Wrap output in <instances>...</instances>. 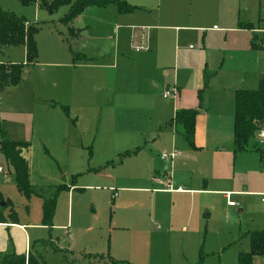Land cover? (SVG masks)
<instances>
[{
  "label": "crops",
  "instance_id": "crops-1",
  "mask_svg": "<svg viewBox=\"0 0 264 264\" xmlns=\"http://www.w3.org/2000/svg\"><path fill=\"white\" fill-rule=\"evenodd\" d=\"M125 1L137 10L121 14L114 4H110L106 8H88L74 20L73 27L79 33L68 44L75 47L76 54L84 57L76 63L71 62L73 56L61 43L63 37L60 34L64 31L55 27L48 33L47 39H52L57 47L55 50L46 48L44 55L61 60L56 63L45 60L40 64L38 61L24 70L20 83L29 85L30 99L26 103L40 113V119L33 122V129L76 128L80 134H95L89 143L85 144L81 139V145L92 142V148L102 133V136L112 137L106 140L109 145H121L124 149L118 157L139 149L122 162L147 150L145 171L140 172L137 179L143 180V175L149 172L152 181L165 186L164 189H154L158 194L192 196L196 192L208 193L212 182L213 187L219 188L217 192L226 204L228 194L231 201L233 196L261 198L264 194V168L259 155L255 152V155L234 157L232 152L228 155L227 150L234 142L236 91L257 89L264 75V35L257 32L264 29L263 1L257 0L256 8L245 0H237L238 4L234 0H195L189 3L187 0H159L154 6ZM23 8L44 10L39 8L38 3ZM48 16L53 20L55 15ZM241 24L249 28H242ZM65 32L68 34L67 29ZM192 43L196 44V48ZM23 63H26V51ZM41 73L44 74L42 80L32 79L33 74L40 76ZM169 88L176 91L165 98L164 93ZM5 91L0 89L2 93ZM64 107L68 108L67 112ZM187 109L199 111L195 123L196 148L189 145L178 128L168 126L176 113ZM23 126L27 129L25 124ZM0 128L9 140L28 143L12 138L1 122ZM29 144L23 155L29 162L32 183L49 188L71 185L74 176L68 179L63 172L58 184H39L44 178H34L33 146ZM158 153H176L177 156L171 161H163ZM111 155L110 151L101 161ZM114 159L105 161L112 163ZM164 162L173 165L174 172L166 168V173H161ZM98 163L81 173L93 176L89 179L91 181L112 185L108 190L114 200L118 197L117 187L121 183L112 173L110 165ZM191 163L196 166L195 174H184L187 181L181 182L182 185L176 184L179 181L176 179L178 169ZM191 183L204 185L189 188ZM82 187L87 189L92 186ZM78 189L81 188L75 183L63 192H68V196L73 198ZM69 208L70 217L72 204ZM240 210L243 212V208H239L238 212ZM121 214L125 216L119 219V216L113 217L108 233L124 231L128 240L124 242L125 246L132 238L130 232L147 237L148 231L145 230L155 219L153 212L144 215V219L132 212ZM12 225L23 229L22 226ZM252 230L264 231L259 226ZM119 238L117 234L115 240ZM49 240L54 252H68L51 238ZM109 248L107 246L106 254L114 260L121 263L127 261L126 256L116 253L113 248L111 255ZM29 250L27 246L25 254ZM80 253L84 258L89 254L103 255L97 252ZM85 259L98 264L96 259Z\"/></svg>",
  "mask_w": 264,
  "mask_h": 264
},
{
  "label": "rangeland",
  "instance_id": "rangeland-1",
  "mask_svg": "<svg viewBox=\"0 0 264 264\" xmlns=\"http://www.w3.org/2000/svg\"><path fill=\"white\" fill-rule=\"evenodd\" d=\"M132 1L154 6L159 0ZM187 1L189 3L195 0ZM220 1L224 2V0ZM245 1L247 3L250 1L249 3L256 8L257 0ZM261 1L264 3V0ZM234 2L238 4L237 0ZM0 9L18 16L24 14V17L31 20L33 24L41 26L36 38L39 64L45 60L53 63L61 60L59 57L50 58L44 55L46 48L55 50L57 47L52 39H49L51 42L47 39L48 33L55 27L64 31L60 34L63 37L60 39L70 55L72 50H75V47H70L68 44L70 37L66 34L64 26L56 23L67 12V7H62L53 20L48 18L44 10L24 9L20 0H0ZM73 29L76 33L79 32ZM192 46L196 48L195 43H192ZM23 61H25L24 46L0 48V62L19 64ZM48 70L50 71V68ZM42 75L44 74L41 73L40 76L33 74L32 79L37 78L40 81ZM72 84L75 83L72 82ZM5 90L3 93L0 92V122L12 138H19L33 146L34 178L39 180L41 176L44 182L40 180L39 184L55 185L60 182V173L63 172L68 179L74 176L77 187L81 189L75 190L73 198L72 195L68 196V192L61 193L50 230L43 224L42 201L33 197L28 202L18 192L13 169L0 156V166L3 169L0 173V193L4 199L0 201V214L7 222L6 225L0 224V257L6 254H25L27 246L31 247L35 241L51 238L68 252H54L48 246H37V250L45 255L48 264H93V261L82 257L80 252H97L106 255L107 246H110L111 255L113 248L116 253L126 256L127 261H123V264H238V254L250 251L249 232L256 226L264 230V221H262L264 204L260 197L233 196L232 201L237 202L239 207H229L217 192L219 188L213 187L212 182L209 184L208 193L196 192L192 196L158 194L154 189H164L165 186L157 185L155 181H152L149 172L143 175V180L137 179L140 172L145 171L147 150L118 163L117 155L124 152V149L121 145L113 146L112 143L109 145V141L106 140L112 137L102 136L101 133L92 148V142L89 145H81V139L85 144L89 143L95 134L88 132L80 134L76 128L33 129V122L40 119V113L26 103L30 99L29 85L19 84L17 87L12 86ZM24 124L27 129L24 128ZM130 128H136V126ZM255 140L252 138L246 149L240 152L235 151L232 141L227 154L232 152L234 157L255 155L253 148ZM104 141L107 143L105 146H103ZM110 151L111 157L105 160L110 161L117 156L113 166L111 162L101 161ZM94 153H98L95 159ZM98 162L110 165L112 173L121 183L120 187H117L118 197L114 200L108 190L112 185L101 181H91L89 179L93 176H85L81 173L89 167L96 166ZM162 164L161 173H166V168L174 172L173 165L170 166L165 162ZM195 172L196 166L193 163L180 167L176 173V179L179 180L176 184L182 185L187 181L184 174L188 176ZM262 174L264 175V172ZM88 185L92 187L87 189L82 187ZM203 185L204 183L195 185L191 183L189 188L203 187ZM175 186L173 183V187ZM7 201L13 204L12 210L16 211L13 218L9 216L13 213L9 206L6 207ZM2 203L5 206H2ZM71 204L73 210L69 217ZM239 208H243L242 213L238 212ZM150 211L154 213L155 219L151 225H147L145 230V232L148 231L147 237L144 236L145 234L138 235L130 232L131 245L128 243L125 246L124 242L127 243L128 240L124 231L116 232L120 237L116 240L117 234L107 232L114 216L115 218L119 216L118 219L125 216L121 214L122 212H132L144 219V215H148ZM12 224L22 226L23 229ZM96 260L98 264L106 263L103 260ZM253 264H264V256L255 257Z\"/></svg>",
  "mask_w": 264,
  "mask_h": 264
},
{
  "label": "trees",
  "instance_id": "trees-1",
  "mask_svg": "<svg viewBox=\"0 0 264 264\" xmlns=\"http://www.w3.org/2000/svg\"><path fill=\"white\" fill-rule=\"evenodd\" d=\"M23 7H30L38 3L39 8L44 9L49 15H55L62 7H67V12L56 22L64 26L68 31L70 39L76 38L78 33L74 31V20L88 8H106L114 4L119 13L125 14L137 10L125 0H20ZM242 28H249L241 24ZM41 26L30 23L24 16L3 11L0 9V48L6 46H24L26 51V63L12 64L0 63V89L17 86L22 82L23 73L26 68L34 66L38 62V49L36 35ZM70 32V33H69ZM73 32H75L73 34ZM69 43V42H68ZM71 47V46H70ZM74 63L84 59L72 50ZM89 60V59H85ZM68 108L64 107L67 112ZM199 111L187 109L176 113L175 117L168 123V126L178 128L193 148L195 137V123ZM264 128V75H262L258 88L255 90L240 89L235 94V116H234V147L236 152L244 151L249 141L254 138V151L259 155L262 167L264 168V147L258 140L259 132ZM30 144L25 142L11 141L3 129L0 128V154L4 157L6 164L13 169L14 180L18 192L29 202L33 197L42 199L43 224L50 230L53 226L52 220L55 216L59 194L75 186L76 180L71 185L63 184L54 188L38 186L31 181L30 166L23 152L29 149ZM137 150L126 152L119 156V162ZM112 165L113 162L111 163ZM53 192H51V190ZM51 192V193H50ZM3 201L0 193V201ZM12 207L7 202V207ZM9 216L13 218L16 211ZM13 215V216H12ZM6 219L0 214V224H5ZM250 251L240 252L237 257L238 264H253L255 257L264 256V231L249 233ZM51 240L35 241L27 254H6L0 257V264H47L44 255L37 250V246H52ZM54 246V245H53ZM85 258L99 259L105 264H123L114 260L109 254L106 255H85Z\"/></svg>",
  "mask_w": 264,
  "mask_h": 264
},
{
  "label": "built area",
  "instance_id": "built-area-1",
  "mask_svg": "<svg viewBox=\"0 0 264 264\" xmlns=\"http://www.w3.org/2000/svg\"><path fill=\"white\" fill-rule=\"evenodd\" d=\"M257 32L262 33L264 35V29H260ZM263 42H264V38H263ZM175 91L176 90L173 88L167 89L166 92L164 93V97L166 98V97L172 96L175 93ZM258 140H259L260 144L264 147V128L259 132ZM176 156H177L176 153H172V154L162 153L160 155V159L163 161H171ZM2 170H3L2 167H0V173L2 172ZM229 196H230V194H228L227 204L229 206H232V207H238L239 204L231 201ZM261 201H262V203H264V194L261 195Z\"/></svg>",
  "mask_w": 264,
  "mask_h": 264
},
{
  "label": "water",
  "instance_id": "water-1",
  "mask_svg": "<svg viewBox=\"0 0 264 264\" xmlns=\"http://www.w3.org/2000/svg\"><path fill=\"white\" fill-rule=\"evenodd\" d=\"M2 206H5V204H4V203H2ZM239 212H242V210H240Z\"/></svg>",
  "mask_w": 264,
  "mask_h": 264
}]
</instances>
